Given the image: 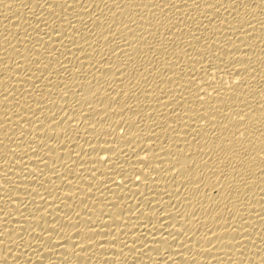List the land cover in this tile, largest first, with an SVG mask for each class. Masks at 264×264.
I'll return each mask as SVG.
<instances>
[{
  "label": "bare ground",
  "instance_id": "6f19581e",
  "mask_svg": "<svg viewBox=\"0 0 264 264\" xmlns=\"http://www.w3.org/2000/svg\"><path fill=\"white\" fill-rule=\"evenodd\" d=\"M0 264H264V0H0Z\"/></svg>",
  "mask_w": 264,
  "mask_h": 264
}]
</instances>
